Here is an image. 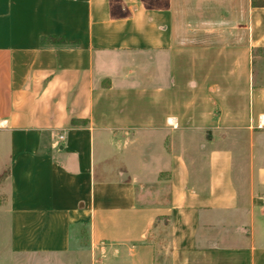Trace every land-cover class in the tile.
<instances>
[{
    "label": "crops",
    "instance_id": "1",
    "mask_svg": "<svg viewBox=\"0 0 264 264\" xmlns=\"http://www.w3.org/2000/svg\"><path fill=\"white\" fill-rule=\"evenodd\" d=\"M155 55L178 112L126 110ZM5 170L0 264H264V7L0 0Z\"/></svg>",
    "mask_w": 264,
    "mask_h": 264
},
{
    "label": "rangeland",
    "instance_id": "2",
    "mask_svg": "<svg viewBox=\"0 0 264 264\" xmlns=\"http://www.w3.org/2000/svg\"><path fill=\"white\" fill-rule=\"evenodd\" d=\"M99 70H103V65H98ZM134 64L132 65H123V61L118 63H112L110 67L104 68L105 71H109V74H118L122 73V71L131 70ZM107 69V70H106ZM128 69V70H127ZM148 74L151 76V83L149 91L144 94V97L141 93L134 91L129 94L127 101V109L128 111L137 112H165L172 111L178 112V56L176 57V65H169L168 61L165 62L163 59H159L156 55L154 59L147 60L146 64L141 65V68L135 70V73L129 72L130 79H127L129 84L132 86H139L143 78H145ZM176 79L177 86L173 87L172 80ZM118 80H123L122 77L118 78ZM154 86H159L164 90L161 94L164 99L158 105L153 104L154 96L157 94L154 89ZM155 90V91H154ZM60 258V264H68L66 258ZM61 261L63 263H61ZM72 261V259H71ZM70 261V262H71Z\"/></svg>",
    "mask_w": 264,
    "mask_h": 264
},
{
    "label": "trees",
    "instance_id": "3",
    "mask_svg": "<svg viewBox=\"0 0 264 264\" xmlns=\"http://www.w3.org/2000/svg\"><path fill=\"white\" fill-rule=\"evenodd\" d=\"M252 5L254 7H264V0H252ZM42 43L48 44H65V38L63 36H47L41 39ZM77 121H74V123ZM10 176V171L5 170L0 171V185ZM4 196L0 194V205L4 202Z\"/></svg>",
    "mask_w": 264,
    "mask_h": 264
},
{
    "label": "built area",
    "instance_id": "4",
    "mask_svg": "<svg viewBox=\"0 0 264 264\" xmlns=\"http://www.w3.org/2000/svg\"><path fill=\"white\" fill-rule=\"evenodd\" d=\"M61 138H63V137H61Z\"/></svg>",
    "mask_w": 264,
    "mask_h": 264
}]
</instances>
